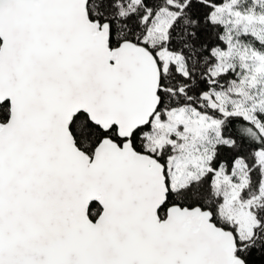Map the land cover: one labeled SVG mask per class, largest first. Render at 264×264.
<instances>
[{"label": "snow or ice", "instance_id": "6c2138e0", "mask_svg": "<svg viewBox=\"0 0 264 264\" xmlns=\"http://www.w3.org/2000/svg\"><path fill=\"white\" fill-rule=\"evenodd\" d=\"M0 264H264V0H0Z\"/></svg>", "mask_w": 264, "mask_h": 264}]
</instances>
